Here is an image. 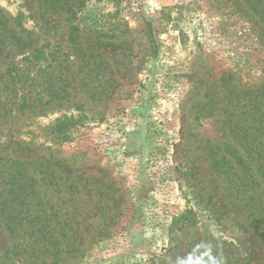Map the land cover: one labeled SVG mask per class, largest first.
I'll use <instances>...</instances> for the list:
<instances>
[{
  "label": "rangeland",
  "instance_id": "1",
  "mask_svg": "<svg viewBox=\"0 0 264 264\" xmlns=\"http://www.w3.org/2000/svg\"><path fill=\"white\" fill-rule=\"evenodd\" d=\"M0 8L40 49L32 61L18 51L0 59L4 73L5 61L25 70L37 100L0 123V157L49 165V176L24 167L51 204L63 201L61 215L77 218L65 224L67 237L78 236L63 264H264L242 196L209 147L227 109L224 75L252 83L264 67L234 1L0 0ZM61 122L66 142L52 134ZM5 223L0 216L1 260L12 251Z\"/></svg>",
  "mask_w": 264,
  "mask_h": 264
},
{
  "label": "trees",
  "instance_id": "2",
  "mask_svg": "<svg viewBox=\"0 0 264 264\" xmlns=\"http://www.w3.org/2000/svg\"><path fill=\"white\" fill-rule=\"evenodd\" d=\"M231 1L244 13L242 16L250 23L264 49V0ZM10 23L11 18L0 8V59L23 52L31 56L32 61L40 49H33L24 31H17ZM9 45L14 50H7ZM5 62L9 65L6 73L0 69V123L16 111L12 107L19 106L17 111H21L37 102L29 86H25L29 84L25 70ZM227 73L222 79L228 91L227 109H223L222 119L216 121L218 137L210 144V152L216 166L220 169L227 166V181L242 196L241 207L249 214L264 243V67L259 79L252 83L240 79L239 84H233V75L230 71ZM66 127V122L59 123L53 129L54 139L68 141ZM232 138L239 140V148ZM3 161L0 157V216L11 236L12 251H8L7 259H0V264H63L66 254L75 251L74 248L68 250L70 239L78 236L76 232L67 237L65 224L68 220L76 222L77 218L73 211L69 216L61 215L63 201L51 204L52 194H47L48 189L41 190L42 186L32 176L33 171L24 167L41 169L39 173L49 176V165L42 159L36 163L13 160L11 166ZM66 204L67 211L70 207Z\"/></svg>",
  "mask_w": 264,
  "mask_h": 264
}]
</instances>
